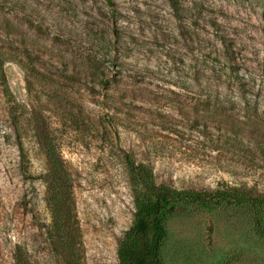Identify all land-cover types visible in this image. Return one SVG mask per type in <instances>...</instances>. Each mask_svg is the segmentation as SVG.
I'll return each mask as SVG.
<instances>
[{
    "label": "rangeland",
    "instance_id": "1",
    "mask_svg": "<svg viewBox=\"0 0 264 264\" xmlns=\"http://www.w3.org/2000/svg\"><path fill=\"white\" fill-rule=\"evenodd\" d=\"M49 147L77 264H118L126 156L158 185L264 198V0H0V264H66ZM166 229L163 264H264L248 207H187Z\"/></svg>",
    "mask_w": 264,
    "mask_h": 264
},
{
    "label": "trees",
    "instance_id": "2",
    "mask_svg": "<svg viewBox=\"0 0 264 264\" xmlns=\"http://www.w3.org/2000/svg\"><path fill=\"white\" fill-rule=\"evenodd\" d=\"M9 110L10 119L15 125L13 107ZM46 157L50 164L48 205L52 229L66 264H77L75 240L69 234L73 226L69 182L52 147L46 150ZM125 165L132 187L135 214L131 229L125 233L119 245L118 264H163L167 220L187 207H248L254 217V229L264 239V228L259 218L260 210H264L263 197L248 195L236 188L219 189L214 193L178 190L158 185L149 167L136 164L129 156L125 157ZM62 232L65 236H62Z\"/></svg>",
    "mask_w": 264,
    "mask_h": 264
}]
</instances>
